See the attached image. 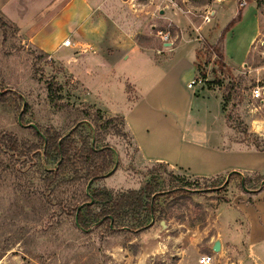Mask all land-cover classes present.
I'll return each instance as SVG.
<instances>
[{
    "label": "rangeland",
    "instance_id": "374dc122",
    "mask_svg": "<svg viewBox=\"0 0 264 264\" xmlns=\"http://www.w3.org/2000/svg\"><path fill=\"white\" fill-rule=\"evenodd\" d=\"M246 1L129 0V5L144 26L141 43L166 42L163 36L170 33L166 43L177 46L184 37L197 45V85L221 98L236 87L227 104V117H232L228 123L244 147L264 150V0ZM231 4L253 7L255 21L236 67L230 65L226 43H219L220 13L230 12ZM209 10L219 14L199 31L201 15ZM239 36L243 34L230 36V48L237 53ZM209 46L220 48L224 60ZM51 84L62 88L60 106L52 99ZM257 87L263 89L261 100L251 96ZM79 90L75 76L29 46L17 27L0 18V264H199L204 254L214 255V264H264L244 245L220 253L211 248L222 238L220 208L252 196L244 188L250 176L191 179L168 166L143 161L122 122H115L121 135L113 129L101 131L104 121L116 117L100 109L99 116L95 105L80 102ZM216 104L212 101L214 108ZM34 126L42 134L72 135L78 149L92 135L97 147L112 150L111 173L90 188H107L116 194L147 189L157 197L154 217L137 212L109 230L107 223L95 220L100 211L96 206L90 211L88 228L76 227L79 214L68 202L76 195L74 190L86 187L82 166L75 164L76 173L62 175L65 183L60 186H47L57 164L45 160ZM252 179L250 187L264 186V182L259 185L260 178ZM141 224L144 229L123 227Z\"/></svg>",
    "mask_w": 264,
    "mask_h": 264
},
{
    "label": "crops",
    "instance_id": "0c3cea01",
    "mask_svg": "<svg viewBox=\"0 0 264 264\" xmlns=\"http://www.w3.org/2000/svg\"><path fill=\"white\" fill-rule=\"evenodd\" d=\"M130 10L129 0H0V18L75 76L80 102L123 118L143 161L191 179L264 175V150L246 148L236 138L223 98L200 85L189 87L198 79L197 45L184 37L177 46L141 43L144 26ZM229 10L220 13L223 29L238 7ZM253 13V7L244 8L242 21L228 33L243 34L240 53L226 38L232 67L243 59ZM67 40L70 46L63 45ZM217 220L223 252L244 245L264 263V188L222 206Z\"/></svg>",
    "mask_w": 264,
    "mask_h": 264
},
{
    "label": "trees",
    "instance_id": "16d2710c",
    "mask_svg": "<svg viewBox=\"0 0 264 264\" xmlns=\"http://www.w3.org/2000/svg\"><path fill=\"white\" fill-rule=\"evenodd\" d=\"M255 0H248L246 2L251 3ZM243 11L244 6L238 5V12L235 18H233L227 26L223 29L219 43L225 44L226 43V36L228 33L243 19ZM211 47V46H209ZM213 51L217 53V55L224 60V54L220 52V48L211 47ZM236 87H231L228 89V95L223 98V109L227 112V104L232 101L231 91H234ZM62 88L60 85L51 84L49 86V91L51 93L52 99L54 100L57 106V100H60ZM97 114L100 116L101 111L98 109ZM102 119V118H101ZM227 119L230 121L232 119L231 115H228ZM115 122H122L125 126V122L122 117H116L108 119L104 121L100 125V129L102 132L107 133L108 130L113 129L116 135H121V130L119 126L115 125ZM36 135L41 139L44 146V158L48 161H55L57 164L56 169L52 170L50 173L53 176L49 178L47 186H54L56 184L57 187L60 186L62 183H65L64 180L60 179V177L64 174L69 173H76L74 170L75 164H80L84 171L83 177L84 183V190L79 186L76 190H74V197H71V200L68 202L70 208H73L74 212L78 215V220L76 221V227H86L92 223L90 221L92 213V208L99 206L100 211L95 214L94 218L99 224H108V229H116L120 226V223L124 218H128L131 214L134 216L137 212H147L151 218L154 217L156 213L155 203L157 197H153L151 193L147 191H129L123 194H116L114 191H111L107 188H97L92 190L90 186L96 182H99L106 178L112 171V164H113V157L114 153L112 150L109 149H102L97 147L96 141L92 142L94 137L90 138V141L84 140V146L81 149L75 147V141L71 139L72 135L68 137H61L58 134H42L39 132L37 128H34ZM98 137V135H97ZM89 140V139H88ZM34 148H36L34 146ZM16 150V149H14ZM161 166H167L165 164H160ZM231 176H238L241 177L242 175L239 173H230ZM260 178L259 185L261 186L264 182V175H251L250 177L246 178L244 181V188L249 190L248 192L252 194H256L259 190L263 189V187H250L253 179L252 177ZM256 180V179H255ZM55 185V186H56ZM151 192V191H150ZM78 195V196H77ZM149 198V201L146 202V198ZM78 197V198H77ZM82 200L80 201V199ZM90 201V205L86 204L83 200ZM85 205V206H84ZM81 206V209H79ZM87 211V215L83 214V211ZM90 217V218H89ZM129 230H139L144 229L145 226L142 224L139 226L136 225H125L123 226Z\"/></svg>",
    "mask_w": 264,
    "mask_h": 264
},
{
    "label": "built area",
    "instance_id": "2783aa9c",
    "mask_svg": "<svg viewBox=\"0 0 264 264\" xmlns=\"http://www.w3.org/2000/svg\"><path fill=\"white\" fill-rule=\"evenodd\" d=\"M215 14H216V13H215L214 11L209 10V11H207L205 14L201 15V19H202L203 25H202L201 27H199L198 30L200 31L203 27L209 25V24L212 22V20H213ZM202 34H203V33H202ZM207 34H208V33H207ZM170 36H171L170 33H166V34L163 36V38H164V40H165L166 42H168V41L170 40ZM203 37H204V34H203ZM70 44H71V42H70L69 40H67V41H65V42L63 43L64 46H70ZM197 83H198V79L192 81V82L189 84V87L192 88V87H194L195 85H197ZM251 96H252V98L255 99V100H261V99L263 98V89L260 88V87H257V88H255V89H253V90L251 91ZM214 261H215V256H214V255L204 254V255L202 256V258L199 260V264H214Z\"/></svg>",
    "mask_w": 264,
    "mask_h": 264
},
{
    "label": "water",
    "instance_id": "95a60500",
    "mask_svg": "<svg viewBox=\"0 0 264 264\" xmlns=\"http://www.w3.org/2000/svg\"><path fill=\"white\" fill-rule=\"evenodd\" d=\"M35 127V126H34ZM36 128V127H35ZM166 225H165V222H162V229L165 228ZM221 248H222V245H221V241L220 239H217L215 241V243L213 244V247H212V250L215 252V253H220L221 252Z\"/></svg>",
    "mask_w": 264,
    "mask_h": 264
}]
</instances>
